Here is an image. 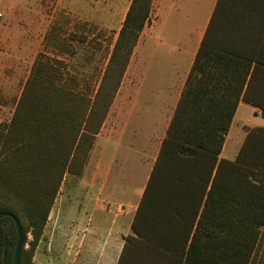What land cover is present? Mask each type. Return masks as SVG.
Instances as JSON below:
<instances>
[{
	"label": "trees",
	"instance_id": "1",
	"mask_svg": "<svg viewBox=\"0 0 264 264\" xmlns=\"http://www.w3.org/2000/svg\"><path fill=\"white\" fill-rule=\"evenodd\" d=\"M152 1L131 0L95 89H75L66 63L39 53L0 126V212L22 226L19 264H38L64 175H81ZM239 13L257 15L251 25L245 18L257 28L253 47H238L237 70L233 54L202 43L117 264H253L264 226V128L248 129L234 160L220 153L240 99L264 111V0H238ZM16 238L2 217L0 264H13Z\"/></svg>",
	"mask_w": 264,
	"mask_h": 264
},
{
	"label": "crops",
	"instance_id": "2",
	"mask_svg": "<svg viewBox=\"0 0 264 264\" xmlns=\"http://www.w3.org/2000/svg\"><path fill=\"white\" fill-rule=\"evenodd\" d=\"M194 2H200L195 4L197 8L192 7ZM154 4V25L148 30L146 24L139 35V109L131 112L130 125L119 137L113 129L106 142H102L100 131L90 151L91 232H85L86 214L81 208L71 249L76 257L80 255L81 264H86L85 259L92 255L91 264H117L124 237L132 232L131 223L202 43L233 54L238 70V47L252 48L255 42L253 35L256 36L257 28L246 26L245 18H251V25L252 17L256 22L257 15L238 14V0H154ZM150 42L155 47L167 48L169 54L177 52L171 61L160 62L171 75L161 76L163 90L156 92L148 83L152 67ZM259 128H264V111L240 99L220 157L234 160L248 129ZM155 148L156 154L149 156L148 151L154 152Z\"/></svg>",
	"mask_w": 264,
	"mask_h": 264
},
{
	"label": "rangeland",
	"instance_id": "3",
	"mask_svg": "<svg viewBox=\"0 0 264 264\" xmlns=\"http://www.w3.org/2000/svg\"><path fill=\"white\" fill-rule=\"evenodd\" d=\"M130 3L131 0H0V126L8 125L11 121L24 83L39 53L63 60L66 63V68H63L65 76L75 89H95ZM196 3L192 4L193 8L198 7ZM155 19L153 0L149 22L145 28L149 30ZM145 39L143 37V41ZM147 40L150 41L148 38ZM150 43L152 67L148 83L156 92L162 89L161 76L170 74L160 62L171 61L177 52L169 54L167 48L155 47L153 42ZM61 46H67L68 51L59 49ZM139 73L138 38L101 132L99 131V140H103L102 142H106L113 129L114 135L119 137L126 125L127 128L130 125L128 118L131 112L139 109ZM148 154L155 155L156 148L154 152L148 151ZM91 169L89 153L81 175H64L44 228L46 234L42 235L34 252L33 259L36 263L81 264L80 255L76 257L71 249L76 217L81 208L86 214L84 224L88 230L85 232H91ZM80 233L83 234L84 231ZM261 234L253 264H264V226ZM85 260L86 264H91L94 256Z\"/></svg>",
	"mask_w": 264,
	"mask_h": 264
},
{
	"label": "water",
	"instance_id": "4",
	"mask_svg": "<svg viewBox=\"0 0 264 264\" xmlns=\"http://www.w3.org/2000/svg\"><path fill=\"white\" fill-rule=\"evenodd\" d=\"M2 217L11 218L15 225V228L17 231V238H16V243H15L14 252H13V264H19L20 250H21V244H22V238H23L22 226L18 218L10 212H0V219Z\"/></svg>",
	"mask_w": 264,
	"mask_h": 264
}]
</instances>
